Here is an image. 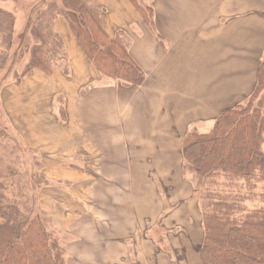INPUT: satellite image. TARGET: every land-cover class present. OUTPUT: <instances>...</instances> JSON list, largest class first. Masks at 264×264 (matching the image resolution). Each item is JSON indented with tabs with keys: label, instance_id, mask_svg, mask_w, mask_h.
<instances>
[{
	"label": "crops",
	"instance_id": "1",
	"mask_svg": "<svg viewBox=\"0 0 264 264\" xmlns=\"http://www.w3.org/2000/svg\"><path fill=\"white\" fill-rule=\"evenodd\" d=\"M145 1L152 25L135 12L132 32L114 33H123L145 72L141 85L89 73L86 63L88 74L72 92L49 96L44 115L53 134L37 152L46 177L71 186L62 193L67 203L54 202L53 210L65 264H206L183 140L191 130L209 133L224 110L252 94L264 55V0ZM58 95L64 117L54 107ZM156 184L168 207L159 204ZM161 234L168 249L158 247Z\"/></svg>",
	"mask_w": 264,
	"mask_h": 264
},
{
	"label": "trees",
	"instance_id": "2",
	"mask_svg": "<svg viewBox=\"0 0 264 264\" xmlns=\"http://www.w3.org/2000/svg\"><path fill=\"white\" fill-rule=\"evenodd\" d=\"M129 1L151 26L152 6L145 0ZM101 11L92 0H51L37 9L28 28L32 45L15 84L33 70L51 76L60 65L63 73L68 72L63 40L42 28L62 18L101 75L141 85L145 72L132 58L123 33L111 37L106 32ZM14 26L15 15L0 7V71L9 57ZM58 102L64 117L62 99ZM1 125L0 136L5 137L6 127ZM182 155L199 185L202 261L264 264V55L252 94L224 110L209 133L189 131ZM0 264H65V252L43 216L29 215L19 202L4 203L0 198Z\"/></svg>",
	"mask_w": 264,
	"mask_h": 264
},
{
	"label": "rangeland",
	"instance_id": "3",
	"mask_svg": "<svg viewBox=\"0 0 264 264\" xmlns=\"http://www.w3.org/2000/svg\"><path fill=\"white\" fill-rule=\"evenodd\" d=\"M49 1L51 0H0V7L15 15L12 46L8 60L0 71V124L6 127V136H0V198L4 203L13 200L19 202L29 215L43 216L48 221L54 236L58 237L59 234L53 224L57 219L53 213L54 202L56 205L61 201L67 203L66 199H62V193L71 186L46 177L44 172L47 171L46 162L38 154L37 147L44 142L46 135L50 137L53 134L52 119L45 116L51 103L48 102L49 96L59 92L60 88L72 92L88 74L86 63L91 69L89 73L93 70L95 72L96 68L78 45L66 21L58 18L48 28L42 26L43 22L40 25L46 34L58 33L63 40L62 53L67 58L68 72L63 73L60 65L54 67L51 76L33 70L23 77L19 84H15V74L16 72L20 74L32 45L28 28L33 22L34 12ZM128 1L97 0L102 10L101 17L104 19L105 29L111 36L120 28L130 32L133 30L129 27L128 19L133 20L137 11ZM57 52L59 51H56V54ZM87 89L88 86L83 88V90ZM59 96L57 99L61 100ZM55 104L54 107H59V102ZM189 175L191 178V173ZM187 182L191 183V189L195 187L197 193L199 189L197 180H190L187 177ZM156 185L159 204L168 207V200L163 193L165 188L162 186V191L161 184ZM143 189L147 193V201L152 203L153 196L152 193L149 195V186L143 184ZM55 195H58L57 198ZM195 195L200 207V197L198 193ZM190 200L195 201V198L192 196L188 200H183L179 206L183 207L184 203ZM69 207H71L70 203L68 209ZM160 236L162 239H158L159 249H168L166 242L169 241H165L166 235ZM73 264L86 263L73 262Z\"/></svg>",
	"mask_w": 264,
	"mask_h": 264
}]
</instances>
